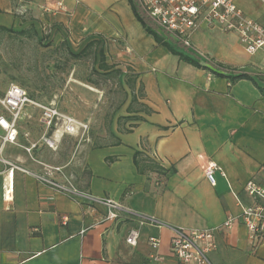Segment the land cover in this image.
Returning <instances> with one entry per match:
<instances>
[{
  "label": "crops",
  "instance_id": "obj_1",
  "mask_svg": "<svg viewBox=\"0 0 264 264\" xmlns=\"http://www.w3.org/2000/svg\"><path fill=\"white\" fill-rule=\"evenodd\" d=\"M261 2L236 0L247 16L264 24L253 15ZM21 8L28 18L21 17ZM0 27L15 32L31 28L37 37L43 33L72 52L102 40L105 55L137 75L141 102L149 110L131 114L143 120L127 121L135 124L130 132L111 127L112 141L87 152L81 194L72 197L36 179L25 160L7 159L19 142V125L29 119L42 122L33 113L20 114L15 143L4 142L0 152V264H182L169 252L171 227L217 226L228 216H239V203H250L243 187L259 177L264 164V96L249 80L229 85L226 78L180 61L145 31L128 0H0ZM210 32L217 31L201 22L190 37L195 45L204 33L198 40L213 50L197 51L204 61L253 75L264 88V47L252 55L230 51L223 41L238 40L236 34L218 33L221 43ZM6 35L13 34L0 30V38ZM0 116L11 118L1 109ZM4 135L0 127V145ZM135 151L165 175L139 173ZM5 161L28 172L13 168L9 176ZM209 161L217 165L214 185L205 176ZM102 197L158 223L141 226L137 244L130 246L125 237L136 221L106 219L107 208L90 199ZM152 236L160 238L157 249L148 244ZM215 242L212 264H264V238L254 246L238 219L216 233Z\"/></svg>",
  "mask_w": 264,
  "mask_h": 264
},
{
  "label": "rangeland",
  "instance_id": "obj_2",
  "mask_svg": "<svg viewBox=\"0 0 264 264\" xmlns=\"http://www.w3.org/2000/svg\"><path fill=\"white\" fill-rule=\"evenodd\" d=\"M20 11L21 17H29L27 10L21 8ZM253 15L264 20L262 2ZM208 28L217 31L210 32L211 37L222 43L218 33H227L218 27ZM203 34L193 41L197 47L191 42L193 49L213 51L207 50L199 41L205 37ZM45 36L43 33L41 38L14 34L0 38V97L8 85L14 83L29 97L48 107L51 113L47 128L43 121L34 119L19 125V142L12 146L7 159L25 160L27 169L33 173L59 182L69 180L79 189L86 177L87 152L96 145L110 143V128L117 127L118 116L126 115L131 90L125 80L133 74L125 64H114L109 55H106V61L115 68L103 73L97 66L98 57L94 51L73 58L63 42L55 44ZM223 42L224 49L227 46L230 51H243L235 37ZM117 69L122 71L120 75ZM134 96L136 101L131 107L137 109L142 105V93L137 83ZM24 111L33 113V117H42L39 109L27 106ZM119 124L121 129L131 125L123 119ZM23 130L28 134L24 135Z\"/></svg>",
  "mask_w": 264,
  "mask_h": 264
},
{
  "label": "built area",
  "instance_id": "obj_3",
  "mask_svg": "<svg viewBox=\"0 0 264 264\" xmlns=\"http://www.w3.org/2000/svg\"><path fill=\"white\" fill-rule=\"evenodd\" d=\"M141 15L153 25L172 36L185 47L193 49L190 37L198 29L200 23L208 27H218L225 33H234L243 50L247 54H254L264 47V24L247 16L237 5L236 0H133ZM264 4V0H261ZM199 53V52H198ZM200 54V53H199ZM202 57L203 55L200 54ZM30 106L42 112V121L46 127L49 125V108L41 105L17 84L10 83L2 97L0 107L10 115V120L0 116V127L5 130L2 137L0 152L4 142L15 143L17 137L16 124L25 107ZM0 160L3 161V159ZM10 165L9 176L13 168ZM217 165L209 161L205 168V176L211 185L215 184L213 172ZM259 177L249 179L243 190L251 200L249 204L239 203L241 211L238 217L228 216L220 225L187 230L171 227L169 252L182 264H212L209 253L216 248L215 235L219 231L229 229L234 222L240 220L248 232L251 243L256 246L264 238V164L259 167ZM36 179L49 185L55 191L76 196L81 194L69 180L59 182L49 177L31 173ZM10 191L7 190V192ZM8 194V193H7ZM97 205L107 208L106 219L128 218L136 221V227L130 228L125 242L135 246L139 239V228L144 224H157L153 217H146L133 213L120 202L108 197L90 198ZM65 220V219H64ZM148 244L157 249L160 245L159 237H149Z\"/></svg>",
  "mask_w": 264,
  "mask_h": 264
},
{
  "label": "trees",
  "instance_id": "obj_4",
  "mask_svg": "<svg viewBox=\"0 0 264 264\" xmlns=\"http://www.w3.org/2000/svg\"><path fill=\"white\" fill-rule=\"evenodd\" d=\"M130 3V6L132 8V11L137 18V20L142 24L145 31L149 34H151L155 40V42L158 45H161L165 47L169 53L172 55L177 56V58L191 66H194L199 69H205L211 72L216 77H222L226 78L229 82V85L234 84L238 80L245 79L249 80L256 89L260 92L262 96H264V88L261 87L257 81L255 80L253 75H250L243 71H238L233 68L225 67L220 64H211L206 61H204L203 57L197 52L192 50L191 48L185 47L182 45L179 41L175 40L172 36L165 33L164 31L156 28L151 21H149L147 18L143 17L138 10V8L135 5V2L133 0H128ZM0 30L10 32L11 34H16L19 36H34L37 38V34L33 29H27V30H20L18 32L12 31L11 29H5L3 27H0ZM88 51H94V55L98 57L97 59V66L103 73H108L112 68H115V65L108 64L106 61V55H105V47L102 40L94 39L87 42L83 48L78 52H72L68 50V53L73 58H81L87 55ZM117 73L120 75L122 71L120 69H117ZM137 75L133 74L130 78H126V85L131 90V99L126 107V112L128 115L125 116H118L116 118V124H117V130L119 132H130L131 128L135 126V124H131L129 128L121 129L119 122L123 119L125 121H142L143 118L139 115L133 114V112H140L143 111L145 113H148L149 110L145 107V105H141L139 108L132 110V103L136 101V98L134 96V87L136 84ZM139 83V88H140ZM141 89V88H140ZM30 96V95H29ZM50 131H48L49 133ZM114 143H119V140L115 138ZM133 163L139 173H145V170H155L158 174L165 175V171L157 165L154 161H152L148 157L141 156V154L138 151H135L133 155Z\"/></svg>",
  "mask_w": 264,
  "mask_h": 264
}]
</instances>
